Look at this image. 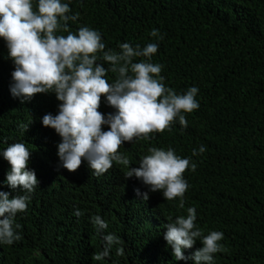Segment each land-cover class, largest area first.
Segmentation results:
<instances>
[{
    "label": "trees",
    "instance_id": "1",
    "mask_svg": "<svg viewBox=\"0 0 264 264\" xmlns=\"http://www.w3.org/2000/svg\"><path fill=\"white\" fill-rule=\"evenodd\" d=\"M70 8L79 17L68 22L69 30H98L106 50L118 52L122 42L158 43L152 62L163 66V83L178 94L196 86L200 107L184 113L186 127L177 120L171 130L150 133V140L124 142L118 151L128 157L127 166L113 162L99 177L83 160L75 171L58 168L60 137L41 117L55 114L59 101L53 93L23 104L11 96L14 65L0 38V149L25 143L28 167L39 180L16 217L22 238L0 245V264H193L175 261L163 238L167 218L186 215L189 207L196 209L202 234H224L215 264H264V0H71ZM154 28L163 39L150 36ZM98 110L113 109L102 96ZM28 123L22 132L20 125ZM201 145L205 152L193 156ZM150 147H171L196 164L184 172V207L160 191L143 201L134 190L146 189L134 177L125 179L124 171L138 167ZM10 167L0 156V190L22 194L3 183ZM77 208L79 218L73 215ZM97 214L108 222L106 231L120 237L102 261L92 259L102 251V235L90 222ZM201 246L197 241L185 255Z\"/></svg>",
    "mask_w": 264,
    "mask_h": 264
},
{
    "label": "clouds",
    "instance_id": "2",
    "mask_svg": "<svg viewBox=\"0 0 264 264\" xmlns=\"http://www.w3.org/2000/svg\"><path fill=\"white\" fill-rule=\"evenodd\" d=\"M70 4L71 0H0V38L14 65L11 96L23 104L31 102L36 94L53 93L59 101L55 114L48 112L41 117L42 125L54 129L60 137L57 167L75 171L83 160L92 175L99 177L113 162L129 165L128 157L118 151L124 142L150 140V133L171 130L177 120L186 127L184 113L200 107L196 99L199 90L192 86L178 94L163 83V66L152 62L159 48L156 42L143 47L122 42L117 52L106 50L101 33L94 28L84 25L70 31L68 22H77L79 17L78 12L72 13ZM150 36L163 39L155 28ZM109 71L115 74L114 79L109 80ZM102 96L112 111L98 110ZM30 123L20 125L21 131L25 132ZM205 150L201 145L192 154L197 156ZM148 153L139 159L138 167L124 171L125 179L134 177L146 189L136 188V196L147 201L150 193L160 191L168 201L179 198V207H184L183 197L189 187L184 172L195 171L196 164L171 147H150ZM30 154L22 142L0 149V156L11 166L3 183L12 192L22 193L0 190V245H12L22 238L16 217L25 212L39 185L35 170L28 167ZM73 215L79 218L83 212L77 208ZM167 220L163 238L175 261L215 264L214 254L224 251L220 243L223 232L202 234L195 223L194 207H189L186 215ZM90 222L102 235V251L93 253L92 259L102 261L111 256L120 237L106 231L108 222L100 215L91 216ZM197 241L202 246L191 256L185 255V249L193 248ZM123 252L122 247L116 248L117 255Z\"/></svg>",
    "mask_w": 264,
    "mask_h": 264
}]
</instances>
